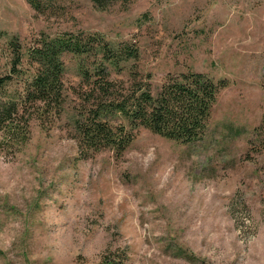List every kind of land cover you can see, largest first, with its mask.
<instances>
[{
    "label": "rangeland",
    "instance_id": "obj_1",
    "mask_svg": "<svg viewBox=\"0 0 264 264\" xmlns=\"http://www.w3.org/2000/svg\"><path fill=\"white\" fill-rule=\"evenodd\" d=\"M0 0V76L42 36L100 34L134 46L111 70L120 99L129 71L153 95L192 70L223 82L202 140L183 145L144 128L120 155L79 154L74 122L92 107L78 58L63 56L61 114L31 110L29 139L8 149L0 134V264H264V0ZM89 63H87V66ZM21 78L4 88L20 91ZM42 113V114H41Z\"/></svg>",
    "mask_w": 264,
    "mask_h": 264
},
{
    "label": "trees",
    "instance_id": "obj_2",
    "mask_svg": "<svg viewBox=\"0 0 264 264\" xmlns=\"http://www.w3.org/2000/svg\"><path fill=\"white\" fill-rule=\"evenodd\" d=\"M39 11L38 0H28ZM116 0H93L97 8ZM12 63L8 72L0 76V134L8 149H17L29 139L31 110L42 115L61 114L66 100L63 82L65 65L63 56L78 58L81 81L89 88L87 98L92 107L74 122L79 154L89 158L105 149L122 154L133 138L123 126H111L106 119L111 114L123 116L131 130L144 128L162 138L183 145L202 140L212 108L223 82H215L204 74L188 70L168 76L152 94L150 85L138 81L137 71H129L128 91L116 97V86L109 79L110 71L121 72L122 64L137 59L134 46H112L100 34L82 32L64 33L55 37L42 36L26 53L27 64L32 69L25 75L21 66L24 57L17 38L9 42ZM87 63L89 65L87 66ZM21 78L20 91L1 98L4 88ZM258 143L264 151V119L254 129ZM103 260L102 264H122L124 257Z\"/></svg>",
    "mask_w": 264,
    "mask_h": 264
}]
</instances>
